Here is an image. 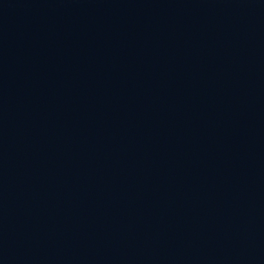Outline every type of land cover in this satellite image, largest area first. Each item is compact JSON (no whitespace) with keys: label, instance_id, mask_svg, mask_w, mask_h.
I'll list each match as a JSON object with an SVG mask.
<instances>
[{"label":"water","instance_id":"water-1","mask_svg":"<svg viewBox=\"0 0 264 264\" xmlns=\"http://www.w3.org/2000/svg\"><path fill=\"white\" fill-rule=\"evenodd\" d=\"M0 264H264V0H0Z\"/></svg>","mask_w":264,"mask_h":264}]
</instances>
